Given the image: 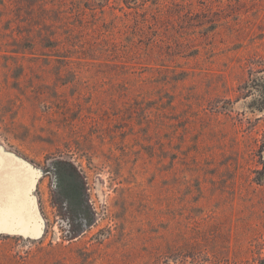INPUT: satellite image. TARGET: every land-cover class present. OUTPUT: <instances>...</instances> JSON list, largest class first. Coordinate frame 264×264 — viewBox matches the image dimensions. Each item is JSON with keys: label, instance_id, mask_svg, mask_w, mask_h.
<instances>
[{"label": "rangeland", "instance_id": "374dc122", "mask_svg": "<svg viewBox=\"0 0 264 264\" xmlns=\"http://www.w3.org/2000/svg\"><path fill=\"white\" fill-rule=\"evenodd\" d=\"M5 182L0 264H264V0H0Z\"/></svg>", "mask_w": 264, "mask_h": 264}, {"label": "water", "instance_id": "95a60500", "mask_svg": "<svg viewBox=\"0 0 264 264\" xmlns=\"http://www.w3.org/2000/svg\"><path fill=\"white\" fill-rule=\"evenodd\" d=\"M8 186L9 184L6 182L0 184V193H2L3 196L4 193H7ZM18 191L22 190H16L13 199L7 202L6 205L0 206V232L15 233L25 232L26 230L30 229L28 225L29 223L27 222V218L30 216L27 214L28 207L27 204H25L27 202L19 199V197L22 195L21 192L18 193ZM26 192H29L28 189L25 190V193ZM26 195L28 198H30L29 194ZM26 195L24 194L25 197ZM20 201L24 203H21Z\"/></svg>", "mask_w": 264, "mask_h": 264}]
</instances>
